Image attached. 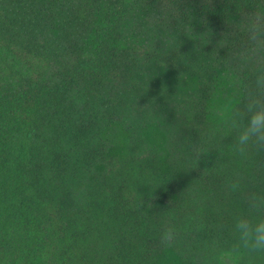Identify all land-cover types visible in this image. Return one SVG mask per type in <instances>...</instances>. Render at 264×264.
<instances>
[{"label": "trees", "instance_id": "1", "mask_svg": "<svg viewBox=\"0 0 264 264\" xmlns=\"http://www.w3.org/2000/svg\"><path fill=\"white\" fill-rule=\"evenodd\" d=\"M257 14L264 0H0V264H213L264 195V151L233 152L212 111L224 74L235 106L255 92Z\"/></svg>", "mask_w": 264, "mask_h": 264}, {"label": "clouds", "instance_id": "2", "mask_svg": "<svg viewBox=\"0 0 264 264\" xmlns=\"http://www.w3.org/2000/svg\"><path fill=\"white\" fill-rule=\"evenodd\" d=\"M249 39L257 45L255 54H243L245 62L255 59L257 64L255 92L247 95L243 106H234V98H227L221 110L227 116L226 124L235 133L232 140L233 152L247 159L250 150L264 151V59L259 53L264 48V16L257 14L245 24ZM231 192L239 191L241 181L235 179L228 184ZM250 213L238 215L232 223L233 242L226 246H214L211 261L213 264H236L242 251L249 254L264 253V195L250 193L246 197ZM177 232L168 226L160 234V245L164 248L173 246Z\"/></svg>", "mask_w": 264, "mask_h": 264}, {"label": "rangeland", "instance_id": "3", "mask_svg": "<svg viewBox=\"0 0 264 264\" xmlns=\"http://www.w3.org/2000/svg\"><path fill=\"white\" fill-rule=\"evenodd\" d=\"M238 27H243V20H239V25H236L234 22L230 24V31L231 33L234 32V29ZM233 78L230 75L224 74L220 78V82L217 87V91L215 92L214 98L212 100L213 102V107L212 111L216 115V118L219 120L223 119L225 116L221 115V110L224 107L225 101L227 98H234V106L236 102L239 99V92H238V86L236 87V84L233 82ZM237 89V90H236ZM162 136L160 133L157 134V144L160 145L163 140ZM124 150V146L122 143V136L120 133H117L115 135V140H114V148H113V153L115 154H120ZM163 153V157L165 156V153ZM239 259L240 255L236 261V264H239ZM158 264H182L179 262L177 257L172 254V253H167L165 254L160 260L158 261Z\"/></svg>", "mask_w": 264, "mask_h": 264}]
</instances>
